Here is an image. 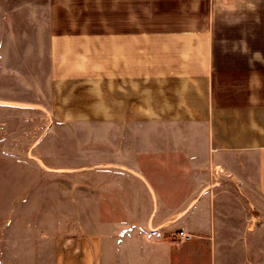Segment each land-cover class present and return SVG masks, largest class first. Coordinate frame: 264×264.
<instances>
[{"label":"crops","instance_id":"0c3cea01","mask_svg":"<svg viewBox=\"0 0 264 264\" xmlns=\"http://www.w3.org/2000/svg\"><path fill=\"white\" fill-rule=\"evenodd\" d=\"M0 78L61 122L141 127L100 168L148 206L1 264H264V0H0ZM205 159L228 173L210 193Z\"/></svg>","mask_w":264,"mask_h":264},{"label":"rangeland","instance_id":"374dc122","mask_svg":"<svg viewBox=\"0 0 264 264\" xmlns=\"http://www.w3.org/2000/svg\"><path fill=\"white\" fill-rule=\"evenodd\" d=\"M25 80L0 78V264L45 260L44 251L68 233L101 226L118 232L126 222L116 221L117 214L148 212L147 194L138 190L132 174L123 175V183L116 170L100 168L117 162L116 139H122V152L133 144L132 138L123 139L139 134L141 127H113L107 141L98 124L61 122L30 106L43 99ZM142 128L147 134V127ZM125 160L131 166L134 159ZM198 170L189 175V184L199 177L196 185L208 184L209 193L214 183L228 178L210 161ZM215 195L218 201L219 192ZM123 197H134L137 204L118 206Z\"/></svg>","mask_w":264,"mask_h":264},{"label":"built area","instance_id":"2783aa9c","mask_svg":"<svg viewBox=\"0 0 264 264\" xmlns=\"http://www.w3.org/2000/svg\"><path fill=\"white\" fill-rule=\"evenodd\" d=\"M179 235H180L181 237H183L184 239H187V237H184V236H183V233L180 232Z\"/></svg>","mask_w":264,"mask_h":264}]
</instances>
